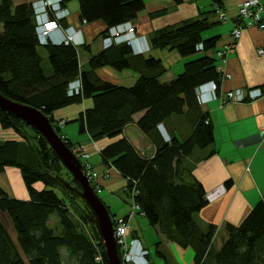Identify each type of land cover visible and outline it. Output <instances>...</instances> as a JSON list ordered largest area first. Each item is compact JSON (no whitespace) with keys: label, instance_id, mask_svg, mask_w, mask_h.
Wrapping results in <instances>:
<instances>
[{"label":"trees","instance_id":"trees-1","mask_svg":"<svg viewBox=\"0 0 264 264\" xmlns=\"http://www.w3.org/2000/svg\"><path fill=\"white\" fill-rule=\"evenodd\" d=\"M70 1L73 0H64V5ZM76 1L81 21L105 23L102 37L111 27L135 21L145 9L143 0ZM212 1L217 12L223 0ZM0 24L1 94L41 110L59 135L55 112L92 99L93 106L81 113L76 123L94 142L122 135L125 128L134 123V116L144 113L136 125L156 144L157 152L153 158L142 156L125 136L100 152L104 164L115 168L128 181L127 189L138 191L135 203L140 214H144L150 226L167 242L192 249L194 264H264V200L253 207L240 225L227 224L228 238L219 250L213 243L217 229L210 226L204 232L195 220V216L208 206L207 193L184 164L196 150H205L215 143L214 128L210 122L206 123L207 116L201 117L192 135L183 142L174 138L165 143L157 132L158 126L172 117L199 107L196 99L199 85L212 80L220 83L214 59L204 56L188 62L176 79L162 84L159 78L165 70H161L159 61L150 58L144 61L137 83L123 87L102 81L95 71L107 66L116 71L132 68V50L126 44L92 57L88 62L89 71L84 72L79 49L66 45H39L32 3L15 5L14 0H0ZM209 27L207 19H203L165 29L154 39L155 46L177 50L182 57L201 52L196 50L199 44L204 45L203 51H212L217 38L203 39V33ZM40 48L48 56L49 75L43 68ZM76 79L82 82V93L70 97L69 84ZM25 128L34 131L15 116L0 110V131L12 129L23 138L21 142L0 138V174L6 168L20 169L30 196L29 201H20L11 198L0 187V211L10 216L18 236V245H15L0 221V264H64L63 250L68 251L76 264H99L96 262L99 254L103 258L102 264H109L84 202L61 181L73 189H81L80 185L73 181L47 142L34 131L38 139L34 143ZM66 144L73 149L69 140ZM23 156L34 165L23 162ZM64 170L71 176L70 182L60 177ZM38 183L44 189H37ZM58 190L63 192L64 199L59 197ZM65 192L83 203L84 221L90 226L96 243L83 234L70 217ZM53 215L58 217L62 228L60 235L56 228L49 226ZM157 252L163 256L159 249Z\"/></svg>","mask_w":264,"mask_h":264},{"label":"crops","instance_id":"crops-1","mask_svg":"<svg viewBox=\"0 0 264 264\" xmlns=\"http://www.w3.org/2000/svg\"><path fill=\"white\" fill-rule=\"evenodd\" d=\"M243 1L223 0L220 10L226 15L227 20L221 22L217 19L216 5L212 0H180L179 2L176 0H143L145 9L138 14L137 19L132 23L136 27L137 35L145 38V42L141 44V47L146 49V51L142 54L132 52L133 64L130 69L116 71L107 66L95 71V75L102 81L114 85L132 87L140 77L139 71H143L144 61L150 58L159 61L161 70H165V74L159 78L162 84L171 83L178 75L183 73L186 63L204 56L214 59L218 66L217 52L231 41L232 30L238 21L239 6ZM70 2L66 4L68 9L71 5ZM75 8L73 13L70 11L71 16L62 22V26H75L83 29L87 48H85L86 46L82 48L88 50L89 54L82 62L79 61L81 70L87 72L89 71V60L103 51L101 42L100 46H97L95 40H100L101 34L106 30V25L103 21L83 24L80 19L79 5ZM203 19H207L210 24V27L203 33V39L217 38L214 50L201 51L194 56L182 57L177 50L155 46L154 39L157 38L161 31L169 28H178L184 24ZM262 47H264V30L247 28L242 32L241 39L238 41L234 53L228 56L225 71L231 78L222 81L220 94L238 88L244 90L262 88L264 90V56L257 54V51ZM175 64L177 70L172 73L171 69ZM92 106V99H85L80 104L56 111L54 118L57 123L64 122L63 127L60 129L61 135L66 136L74 147L77 145L84 147L83 149L89 155L87 161L92 165L93 169L95 171L99 169L108 172L110 178L108 180L102 179L100 184L103 190L101 197L110 198V194L106 190L108 187H114L110 183L112 178L122 179V176L115 168L105 167L100 152L106 146L124 136L146 158H153L157 152V147L136 125V122L143 117L144 113L135 115L134 123L127 126L122 135L115 138L105 137L98 142L92 141L87 132H81L79 123L76 124L78 125V130H76V125H74L79 115ZM203 115L207 116V121L213 125L215 143L205 150H196L191 157L185 160L184 165L192 171L203 185L207 195L214 191L217 192L215 199L208 201V206L195 216V220L204 232H207L210 226H214L217 229L213 243L215 246L216 241L221 236L220 249L228 238L226 236L228 234L222 233L227 224L240 225L253 207L259 201L264 200V97L254 102L243 104H221L220 101H217L206 106L199 105L196 109H187L183 115L174 116L161 125L164 126L171 140L176 138L183 142L192 135ZM69 124L75 127L67 128ZM77 131L85 139L81 141L77 139V142L73 143L68 132L74 135V132L77 133ZM157 132L161 141L169 143L164 140L158 128ZM16 135V132H11L10 130L0 131V138L3 141L13 140L19 142ZM95 157H98L99 160L93 162L92 160ZM82 162L85 163L86 160L82 159ZM11 171L10 168H6L0 176L6 179V176ZM12 173L18 176L17 172ZM19 177H17V182L14 184L18 189H14L9 182V178L6 181L7 184L5 182L4 185L0 183V187L11 198L16 199L19 197L21 200L29 201V192L20 183ZM126 182L128 181L126 180ZM101 197L100 199L102 200ZM107 207L111 215L114 217L120 216L117 214L120 211L112 214L110 207ZM128 214L129 212L125 211L122 216L125 217ZM134 218L136 217L134 216L130 219L132 236L142 241L138 231L131 225V221ZM0 221L15 245H18L17 232L10 216L0 211ZM50 223L51 220L49 221V226ZM162 240V243L165 242L164 245L169 248V251L176 258L181 256L185 262L184 264H194L195 252L192 249H183L167 242L164 238ZM150 264H152L151 261Z\"/></svg>","mask_w":264,"mask_h":264},{"label":"built area","instance_id":"built-area-1","mask_svg":"<svg viewBox=\"0 0 264 264\" xmlns=\"http://www.w3.org/2000/svg\"><path fill=\"white\" fill-rule=\"evenodd\" d=\"M34 18L36 23V33L38 36L39 45L46 47L48 45H66L74 48H82L86 45V40L82 28L75 26L63 27L62 22L71 16L70 10L64 5V0H34L32 2ZM217 19L221 22L227 20L226 15L217 8ZM87 24L86 21H82ZM247 28H258L264 30V0H244L239 6L238 21L234 26L231 33V41L224 46V48L217 52L219 65L217 66V73L220 76V83L215 80L208 81L199 85L196 88V99L200 106H206L210 103L220 101L221 104L235 103L243 104L254 102L264 97V90L262 88H251L248 90L234 89L220 94V85L223 80L230 79L231 76L225 71V65L228 60L229 54L234 53L238 41L241 39L242 32ZM145 42L144 37L137 35V30L132 22H126L108 29L105 36L102 37L103 50L110 49L114 46L126 44L136 54H142L146 51L141 47ZM197 51H203L204 45L199 44L196 47ZM259 56H264V47L257 51ZM82 93V82L80 79L69 84L68 95L70 97L79 96ZM209 124V121H206ZM64 122L57 123V127L61 129ZM158 129L162 134L165 141L170 142L171 138L163 125H159ZM61 135V134H60ZM62 136V139L67 143L68 138ZM83 146H75L72 151L80 159H85L84 166L88 178L96 194L102 191L101 180H108L110 178L108 172L99 173L95 171L88 163L89 155L84 153ZM125 193L134 199L138 195V191L133 189L129 191L125 189ZM217 192L214 191L206 195L207 201H213ZM137 211L141 212L139 206L135 203L132 206V212L127 216L114 217V237L119 249L122 264H150V251L147 249L143 242L132 236L130 227V219L134 217ZM140 214V213H139ZM144 216V214H141ZM96 262L102 264L103 258L99 254L96 257Z\"/></svg>","mask_w":264,"mask_h":264},{"label":"rangeland","instance_id":"rangeland-1","mask_svg":"<svg viewBox=\"0 0 264 264\" xmlns=\"http://www.w3.org/2000/svg\"><path fill=\"white\" fill-rule=\"evenodd\" d=\"M24 1L28 2V3H32L34 0H14L15 5H17L20 2H24ZM70 4L71 5L69 6V9L73 13V11L76 9L75 7L77 5H79L78 1H75V0L71 1ZM0 32H2L1 24H0ZM101 37H100L101 41L99 39L95 40V43H96L97 46H100V42L102 44ZM39 51H40V54L43 57V68H44L46 74L49 75L51 70H50V64H49V61H48V56H47V54H46V52H45V50L43 48H40ZM88 54H89L88 50H86L85 48H79V60L81 62L83 61V59ZM197 54H199V53H197ZM171 63H172V61H171ZM168 66L170 67L169 64H168ZM173 68H174V70H172ZM173 68L171 69L172 73H174L173 71L177 70L176 69L177 68L176 64L174 65ZM76 124L77 123L75 122L74 125H76ZM74 125L69 124L67 126V128H70V127H72ZM77 128H78V125H76V130L79 129V128L78 129ZM10 131L11 132H15L12 129ZM25 131L28 134V136H30L32 138L33 142L37 143L38 139H37V136L34 133V131H32L29 128H25ZM68 133H69V136L72 139L73 143H76L77 139H80L79 141L85 139V137H83V135L79 134L78 131H77V133L74 132V135L70 134V132H68ZM16 138L19 141L23 140V138L20 137L18 134L16 135ZM10 139H13V138H10ZM84 153H86L85 150H84ZM98 157L100 158L99 155H98ZM98 157H95L94 160H92V161L94 162V161L99 160ZM23 158H24V156L22 157V161L23 162L27 163L28 165H34V162H32V161L29 162V160H28L29 158H24V159ZM80 160H82V159H80ZM106 166L107 165H105V167ZM10 169L12 171L6 176V179L4 177L0 176V183L4 185V182H5V184H7L6 181H8V178H9V182L12 184L14 189H18L17 186H14V184H15V182H17V180H16L17 177L20 176L18 179L20 180V183L23 184L24 188L28 192L27 187H26V185L24 183V180H23V177H22L21 170L18 169V168H14V167H10ZM97 171L99 173H103L104 172L103 170H99V169H97ZM12 172H17L18 176L15 173H12ZM60 177L63 178L67 182L71 181V176L65 170L61 172ZM121 178L122 179H113L112 178L110 183L114 187L113 188L108 187V189L106 190V192H108L110 194V198H105V197L102 198L101 197L102 196L101 194H102L103 190L99 194V197L102 198L103 203L106 204V206H109L110 209L112 210V214H115L118 211H120V213H117L118 215H120L118 217H122V215L125 213V211L132 212V206L135 205L134 199L130 195H127L125 193V189H127V185H125V183H127L126 180L123 177H121ZM36 187L39 190L44 189V186L41 183H38L36 185ZM57 193H58V195H59V197L61 199L62 198L64 199V194H63L62 191L58 190ZM65 196L67 197V201H66L67 205L70 208V213H69L70 217L79 225V228L82 231V233L85 234L89 239H91L93 242L96 243L97 241L95 239V236H94L90 226L85 224V221H84V216L86 214H85V212L82 209L83 208V205H82L83 203L79 199H73L72 195H70L69 193L65 192ZM16 199L20 200V201H24V200H21L19 197L16 198ZM136 213H137L135 215L136 218H134L131 221V225H132L133 228H135L138 231V233L140 235V238L142 239L143 244L147 248H149L150 253H151V259H150L151 263L152 264H184L185 262L182 260V257L178 256L176 258V256L171 251H169V248H167L166 245H164L165 242L161 243L160 245H158L159 242L163 241L162 237H159V235L157 234L156 229H154L153 227L150 226L148 220L144 216L139 214L140 213L139 211H137ZM50 220H51V223H50L51 228H56L57 229V231H56L57 235H60L62 233V228L59 225L58 217L56 215H53V216H51ZM222 233L227 234L226 228H225L224 232H222ZM226 236H228V235H226ZM220 238H221V236H220ZM220 238L215 243V246H214L215 249H219V247H220V244H219L220 243ZM157 249H159L162 252L163 256L158 254ZM62 252H63L64 259H65V264H76L75 260L69 255L67 250H63Z\"/></svg>","mask_w":264,"mask_h":264},{"label":"water","instance_id":"water-1","mask_svg":"<svg viewBox=\"0 0 264 264\" xmlns=\"http://www.w3.org/2000/svg\"><path fill=\"white\" fill-rule=\"evenodd\" d=\"M0 110L15 116L36 131L50 146L57 159L71 174L73 181L81 189H73L68 183L61 181L84 202L90 220L99 235L105 257L109 264H122L118 246L114 237L113 218L108 207L94 191L87 172L80 159L67 146L56 131L53 123L41 110L28 104L14 101L0 93Z\"/></svg>","mask_w":264,"mask_h":264},{"label":"bare ground","instance_id":"bare-ground-1","mask_svg":"<svg viewBox=\"0 0 264 264\" xmlns=\"http://www.w3.org/2000/svg\"><path fill=\"white\" fill-rule=\"evenodd\" d=\"M36 36H37V33H36ZM37 39H38V36H37ZM38 43H39V41H38ZM66 143V142H65ZM119 250V249H118ZM122 262V261H121Z\"/></svg>","mask_w":264,"mask_h":264}]
</instances>
